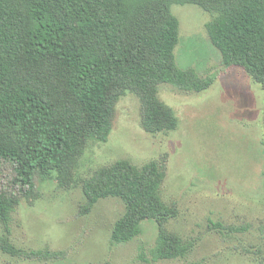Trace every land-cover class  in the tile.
Masks as SVG:
<instances>
[{"label": "trees", "instance_id": "1", "mask_svg": "<svg viewBox=\"0 0 264 264\" xmlns=\"http://www.w3.org/2000/svg\"><path fill=\"white\" fill-rule=\"evenodd\" d=\"M173 4L208 12L207 33L223 65L243 68L264 89V0H0V159L14 165L19 188L0 191L2 251L23 258L60 254L25 250L10 239L13 214L36 178L79 185L82 213L103 198H120L125 212L113 226L114 243L134 239L145 221H154L152 260L192 251L195 240L169 228L179 209L162 195L164 159L139 166L121 158L92 175L78 174L89 145L108 140L129 92L140 98V126L155 135L179 126L175 109L159 96L161 84L202 92L215 82L212 73L177 64L180 21Z\"/></svg>", "mask_w": 264, "mask_h": 264}, {"label": "rangeland", "instance_id": "2", "mask_svg": "<svg viewBox=\"0 0 264 264\" xmlns=\"http://www.w3.org/2000/svg\"><path fill=\"white\" fill-rule=\"evenodd\" d=\"M172 11L180 21L177 64L212 73L215 82L202 92L161 84L159 96L175 109L179 126L155 135L140 126V98L129 92L117 106L108 140L89 145L78 174L92 175L121 158L139 166L164 159L162 195L179 209L169 228L195 240L192 251L152 260L154 221H145L134 239L114 243L113 226L125 212L120 198H103L82 213L79 185L65 188L55 178H36L13 214L10 239L25 250L60 254L23 258L0 248V264H264V89L243 68L223 65L207 33L208 12L195 4H173ZM14 177V165L0 159V191L18 194Z\"/></svg>", "mask_w": 264, "mask_h": 264}]
</instances>
